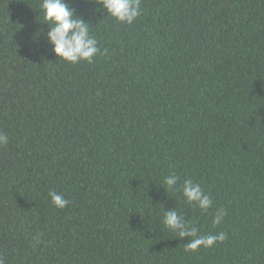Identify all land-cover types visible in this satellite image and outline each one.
Returning a JSON list of instances; mask_svg holds the SVG:
<instances>
[{
	"label": "trees",
	"instance_id": "obj_1",
	"mask_svg": "<svg viewBox=\"0 0 264 264\" xmlns=\"http://www.w3.org/2000/svg\"><path fill=\"white\" fill-rule=\"evenodd\" d=\"M66 2L98 42L91 63L55 56L41 0H0L5 264H264V0H140L131 24ZM173 209L225 239L187 250L162 223Z\"/></svg>",
	"mask_w": 264,
	"mask_h": 264
},
{
	"label": "clouds",
	"instance_id": "obj_2",
	"mask_svg": "<svg viewBox=\"0 0 264 264\" xmlns=\"http://www.w3.org/2000/svg\"><path fill=\"white\" fill-rule=\"evenodd\" d=\"M90 2L102 6L104 12L120 22L131 24L140 15V0H90ZM40 9L43 13V21L49 25L47 40L52 45L51 50L55 56L73 64L81 60L91 63L100 49L96 38L90 35V24L78 17L66 0H41ZM7 143L8 136L0 133V145ZM178 180L179 177L171 173L164 177L163 184L168 189L176 190ZM180 192L185 202L194 204L202 211H207L212 206L213 201L210 195L206 194L201 185L191 178L183 180ZM48 197L52 205L59 209L66 207L69 203L62 193L55 190H50ZM225 215L226 210H217L212 223L220 224ZM162 223L178 237L191 238L186 243L187 250L191 251L200 247H211L218 241L222 242L226 236L223 232L199 234L198 229L189 221H185L176 209L164 211ZM39 238L37 234L33 239L39 243ZM0 264H5L2 256H0Z\"/></svg>",
	"mask_w": 264,
	"mask_h": 264
}]
</instances>
